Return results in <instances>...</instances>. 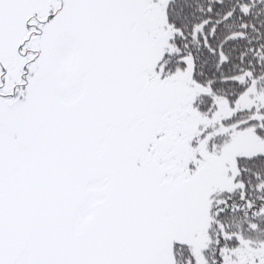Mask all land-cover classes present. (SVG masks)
Returning <instances> with one entry per match:
<instances>
[{"label": "snow or ice", "instance_id": "snow-or-ice-1", "mask_svg": "<svg viewBox=\"0 0 264 264\" xmlns=\"http://www.w3.org/2000/svg\"><path fill=\"white\" fill-rule=\"evenodd\" d=\"M0 264H264V0H0Z\"/></svg>", "mask_w": 264, "mask_h": 264}]
</instances>
